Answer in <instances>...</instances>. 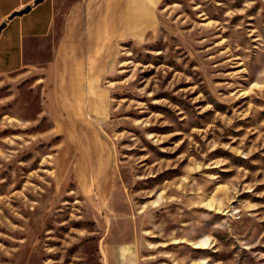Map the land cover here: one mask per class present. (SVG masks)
<instances>
[{"label":"rangeland","instance_id":"1","mask_svg":"<svg viewBox=\"0 0 264 264\" xmlns=\"http://www.w3.org/2000/svg\"><path fill=\"white\" fill-rule=\"evenodd\" d=\"M121 1L0 79V264H264V0Z\"/></svg>","mask_w":264,"mask_h":264},{"label":"crops","instance_id":"2","mask_svg":"<svg viewBox=\"0 0 264 264\" xmlns=\"http://www.w3.org/2000/svg\"><path fill=\"white\" fill-rule=\"evenodd\" d=\"M0 0V79L41 70L49 56L58 64L76 61L75 42L89 26L124 20L120 0ZM111 5V4H110ZM29 8L28 12L22 13Z\"/></svg>","mask_w":264,"mask_h":264},{"label":"water","instance_id":"3","mask_svg":"<svg viewBox=\"0 0 264 264\" xmlns=\"http://www.w3.org/2000/svg\"><path fill=\"white\" fill-rule=\"evenodd\" d=\"M40 1H42V0H38L37 2H40ZM28 11H29V8H26L25 10H23L22 13H25V12H28ZM2 27H4V25H2L0 28H2Z\"/></svg>","mask_w":264,"mask_h":264}]
</instances>
